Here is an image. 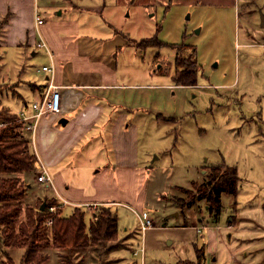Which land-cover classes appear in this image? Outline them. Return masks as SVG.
Segmentation results:
<instances>
[{
  "label": "rangeland",
  "instance_id": "obj_1",
  "mask_svg": "<svg viewBox=\"0 0 264 264\" xmlns=\"http://www.w3.org/2000/svg\"><path fill=\"white\" fill-rule=\"evenodd\" d=\"M192 1L107 0L104 18L118 31L117 35L120 33L125 38L117 50V55H121L118 62H121L124 83H139L145 87L154 85V88L146 90L145 104L167 116L158 115L161 120L179 121L174 124L154 121L155 125L150 127L141 123L140 130L134 132L135 144L137 142L139 149L143 145V149L153 151L152 158L161 152L156 165L169 167L173 183L179 186H185L195 178L198 181L193 183L200 185L206 179L202 174L206 168L209 174L211 168L221 163L235 166L239 177L236 196L222 195L220 215L215 222L207 215L206 201H194L198 194L192 187L193 183L187 188H177L165 199L171 205L183 208L188 227L203 220L207 229L211 228L208 232L203 230L198 236L200 239L201 235H207L204 248L210 253V264H264V60L261 62L260 58L264 49L241 45L242 36L241 40L235 36L236 26L234 29L230 14L226 16L221 42H215L208 32L209 22H205L208 14L204 18L202 6ZM52 2L56 0L40 2L43 15L45 9L51 8ZM240 24L242 28V21ZM158 27L161 28L158 39L177 44L175 50L168 46L147 47V44L153 43L151 41L142 43V40L153 37ZM176 57L183 66L197 61L200 72L194 87H183L168 93L160 89L165 85L180 87L171 84L173 75L182 71L175 66ZM8 73L0 75V114L6 116L19 108V103L11 102V97L16 98L17 92L25 89L18 86L16 91L11 86L12 82L8 81H12L13 75ZM22 76L18 79L22 80ZM16 83L19 85V82ZM205 164L211 165L206 167ZM37 175L38 172H34L33 180L30 179L31 189L27 191L29 197H35L31 202L26 197L32 207L44 199L50 200L47 198L50 192L37 184ZM190 202L193 207L188 208ZM101 207L92 210L94 216L101 213ZM57 210L58 207L56 214ZM61 210L60 207V214ZM64 214L68 215V210ZM165 215L167 226L148 229L142 252L134 256L137 260L140 257L144 260L145 257L144 264H197L195 249L198 239L194 241L195 232L188 228H173L175 223L183 224V217L174 216L171 212ZM117 216L121 229L127 227L132 235L133 232L136 234L138 219L132 212L118 207ZM93 220L92 216L90 222ZM126 240V237L119 239L117 236L114 240L99 243H107V247L104 245L98 249L99 254L94 256L98 260L96 264H117L116 259L108 254L115 247H126ZM198 246L201 248L203 244ZM105 249L107 257L103 253ZM15 252L10 255L18 260ZM91 259L84 251L73 256L72 253H64L57 262L66 260L73 264H90ZM17 264L20 262L17 261ZM125 264H129L128 261Z\"/></svg>",
  "mask_w": 264,
  "mask_h": 264
},
{
  "label": "crops",
  "instance_id": "obj_2",
  "mask_svg": "<svg viewBox=\"0 0 264 264\" xmlns=\"http://www.w3.org/2000/svg\"><path fill=\"white\" fill-rule=\"evenodd\" d=\"M192 2L202 6L204 18L208 14L205 22H209L208 32L215 42H221L226 16L228 14L229 17L230 14L234 29L236 26L235 36L240 40L242 36L241 45L245 48L264 49V0ZM45 11L43 24L37 26L34 19V0H0V75L7 71L12 74V81H8L12 82L11 86L16 91L19 90L18 86L25 87L24 91L17 92L16 98L11 97V102L19 103L18 110L13 114L24 109L29 113V103L44 94L51 76L41 70L42 66L54 67L52 80L60 88L61 113L39 121L33 145L29 146L38 159L39 168L40 165L44 166L51 177V186L39 185L50 192V196L46 197L58 201L64 217L70 216L75 208L83 210L87 227L91 217H94L92 210L101 206L109 208L116 216L118 207L126 208L137 219L140 216L152 220L155 226L151 229L167 226L165 214L171 212L174 216H181L183 224L175 223L173 228L193 230L194 241L198 239L197 248L199 244H203V263L210 264V253L204 248L207 235L198 238L207 229V225L199 220L189 228L183 208L173 206L165 199L177 188H187L191 183L197 182V178L185 186L174 184L169 167L161 168L156 165V161L161 158V152L152 158L153 151L143 149V145L139 149L137 142L135 144L134 132L140 130L141 123L146 126L149 124L150 127L155 125L154 121L158 124H174L179 121L161 120L158 115H165L145 104L146 90L154 88V85L145 87L139 83H124L121 62H118L121 55H117V50L125 38L120 33L117 35L118 31L104 18V11L107 13V0H56ZM250 22L252 26L248 28ZM258 22L260 24L256 25ZM40 42L45 43L46 48H38ZM260 58L262 62L264 55ZM262 66L264 68V63ZM20 75H23L22 80L18 79ZM177 86L180 87L165 85L160 90L170 93L183 87H194ZM143 133L150 134L148 131ZM25 135L24 138L29 139L28 134ZM207 165L211 164L204 166ZM207 169L202 171L203 177H206ZM33 178L34 173L23 178L26 186L24 203L30 206L35 195L29 197L27 191L31 189ZM200 181L202 182V178ZM189 207H193V204ZM66 210L68 215L64 214ZM218 218L210 219L215 222ZM200 227L204 228L199 230ZM136 229V234L133 232L132 235L129 228L121 229L118 223V237H126L128 245L115 247L108 254L116 259L115 263H145V257L144 260L143 257L137 260L134 256L143 249L145 235H140L138 221ZM104 245L107 247V243L98 244L72 252L44 249L41 253L47 256V260L43 264H61L57 259L60 256L62 258L64 253H72L73 256L84 251L95 259H91L90 264H96L98 260L94 256L99 254L98 249ZM14 251H17L15 253L18 254V260L12 255L10 257L17 264V261H21L24 250L13 249L9 254ZM103 253L107 257V249ZM82 257L84 256H80Z\"/></svg>",
  "mask_w": 264,
  "mask_h": 264
},
{
  "label": "trees",
  "instance_id": "obj_3",
  "mask_svg": "<svg viewBox=\"0 0 264 264\" xmlns=\"http://www.w3.org/2000/svg\"><path fill=\"white\" fill-rule=\"evenodd\" d=\"M160 29L158 27L154 36L142 40V43L151 41L153 43L147 44V47L168 46L175 50L177 44H168L158 39ZM174 62L176 68L182 71L173 75V83L181 86L197 85L200 72L197 61L183 66L176 57ZM15 118V114H0V122H5L0 127V264H15L9 254L13 249L24 250L20 264H43L47 260V256L41 253L44 249L72 252L116 239L117 216L107 207H101V213L96 214L87 227L83 210L75 208L70 216L64 217L59 213V203L54 198L39 201L35 207L24 205L26 186L23 178L36 172L39 164L21 132L22 123L12 122ZM238 182L237 168L221 163L211 168L203 183L192 184L198 194L194 201L205 200L210 217L217 219L222 207V195L236 196ZM43 203L46 207L41 211ZM50 205L58 207L57 214L48 212L47 206ZM50 218L52 223L49 227L46 221ZM195 253L197 264H204L203 247L196 248ZM61 264L73 263L61 260Z\"/></svg>",
  "mask_w": 264,
  "mask_h": 264
},
{
  "label": "built area",
  "instance_id": "obj_4",
  "mask_svg": "<svg viewBox=\"0 0 264 264\" xmlns=\"http://www.w3.org/2000/svg\"><path fill=\"white\" fill-rule=\"evenodd\" d=\"M42 0H34V19L35 23L38 25L43 24L44 17L42 13V7L39 6L40 2ZM38 48H46L45 43L40 42L37 45ZM49 57L52 60V55L49 53ZM41 70L43 72H46L50 74L51 78L49 82L47 83L46 90L42 96H40L38 99L33 100L29 103L28 109L30 112H26L24 110L18 111L16 115V118L12 122H19L22 123V129L21 132L23 136H26L25 134H28L29 139H27L28 145H33L34 142V133L37 127V124L42 118H48L53 115H57L61 113L62 107H61V98H60V88L58 85L53 83L52 77L54 74V67L53 66H42ZM5 122H0V127L4 126ZM36 181L39 184H43L48 186H51L52 180L51 177L48 175L47 170L44 168V166L40 165L38 175L36 178ZM65 203V202H64ZM57 206H47L48 212H50L52 215H55V210ZM52 218L48 219L46 221L47 226H51ZM138 229L143 236L145 232L153 227V223L149 219L142 218L138 216ZM204 227H200L199 230H201ZM142 252V248L140 249Z\"/></svg>",
  "mask_w": 264,
  "mask_h": 264
},
{
  "label": "water",
  "instance_id": "obj_5",
  "mask_svg": "<svg viewBox=\"0 0 264 264\" xmlns=\"http://www.w3.org/2000/svg\"><path fill=\"white\" fill-rule=\"evenodd\" d=\"M62 123H64V122H62ZM45 207H46V204L43 203V204L40 206V210L43 211V210L45 209Z\"/></svg>",
  "mask_w": 264,
  "mask_h": 264
}]
</instances>
